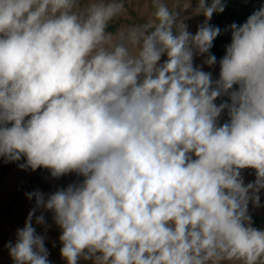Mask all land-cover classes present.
<instances>
[{
  "label": "clouds",
  "instance_id": "clouds-1",
  "mask_svg": "<svg viewBox=\"0 0 264 264\" xmlns=\"http://www.w3.org/2000/svg\"><path fill=\"white\" fill-rule=\"evenodd\" d=\"M125 4L0 0V157L83 177L26 193L35 206L10 257L50 264L33 217L47 231L51 212L67 264H264L248 210L264 189V6L229 26L213 80L202 66L217 63L209 21L222 0H197L194 34L181 18L191 0H151L133 24L120 23ZM222 95L230 103L217 105Z\"/></svg>",
  "mask_w": 264,
  "mask_h": 264
},
{
  "label": "rangeland",
  "instance_id": "rangeland-1",
  "mask_svg": "<svg viewBox=\"0 0 264 264\" xmlns=\"http://www.w3.org/2000/svg\"><path fill=\"white\" fill-rule=\"evenodd\" d=\"M248 1L252 0H243V3ZM84 2H86V0H82V3ZM166 2H168L170 6L174 2H178L182 5L185 0H166ZM222 2L224 3V0H222ZM196 3L197 0H191V6L189 9L181 12V18L184 20V23L188 25V30L193 34L196 32L198 25H200L205 19L203 15L194 14L193 9L195 8ZM261 6H264V0H254L250 7V15ZM125 7L126 12L120 22L122 24L143 22L145 19L150 18L154 11L151 0H126ZM216 18L217 13H214L209 23L213 24ZM231 24L232 23L229 22L225 23L228 27L230 43L231 30L229 26ZM117 26L118 23L110 25L108 31H115ZM229 44L222 47L224 53ZM204 58L205 57L203 56L194 57V66H201ZM166 59V55L162 56L161 62ZM202 70L211 72L213 80L219 78L220 68L218 61L216 65L212 67L203 65ZM236 88H238V85H234V89ZM222 102L230 103L229 97L227 95H222L215 101L217 105ZM228 119L227 109H225L218 119V124L222 125L227 122ZM24 162L25 161L18 163L5 162L4 159L0 157V264H14L6 245L10 241L13 244L15 243L17 229L24 226L28 213L35 206L34 198L31 200L28 199L26 193L40 190L47 195L58 188L67 187L69 184L79 183L83 180V177L78 176L76 173H70L59 178H54L51 176L50 171L44 168H39L36 172L32 173L29 169L23 170L18 166L20 163ZM241 175L245 184L255 180L254 169H243L241 170ZM259 196L260 206L256 207L249 203L248 210L251 217L255 213L264 218V189L260 191ZM42 211V209L38 210L36 215H40ZM43 214L48 225L47 231H45V226L37 225L35 223V216L33 217V226L36 228L38 234L46 236L45 246L49 252L48 259L50 264H67L60 254L62 244L59 241V235L61 234V230L54 223L53 214L51 212H44ZM78 264H92V262L81 259L78 261Z\"/></svg>",
  "mask_w": 264,
  "mask_h": 264
},
{
  "label": "trees",
  "instance_id": "trees-1",
  "mask_svg": "<svg viewBox=\"0 0 264 264\" xmlns=\"http://www.w3.org/2000/svg\"><path fill=\"white\" fill-rule=\"evenodd\" d=\"M253 2L254 0L245 3H243V0H224L225 9L222 13H217V18L212 24L213 26H218L221 29V34L215 39L213 47L210 49V53L216 56L218 62L225 55L222 47L230 43V38L228 37V27L225 23H236L237 25L243 24L250 16V7ZM22 161H25V158H22L18 162ZM29 170L32 173L37 171H32L31 169ZM252 221L253 227L263 230L264 218L261 215L254 213L252 215Z\"/></svg>",
  "mask_w": 264,
  "mask_h": 264
}]
</instances>
